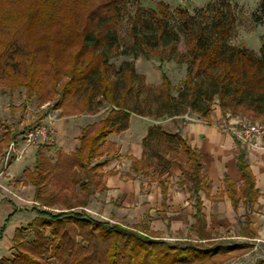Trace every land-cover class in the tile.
Returning a JSON list of instances; mask_svg holds the SVG:
<instances>
[{"label":"trees","instance_id":"obj_1","mask_svg":"<svg viewBox=\"0 0 264 264\" xmlns=\"http://www.w3.org/2000/svg\"><path fill=\"white\" fill-rule=\"evenodd\" d=\"M126 4L127 0H0V86L24 88L21 107L33 99L38 108L54 100L62 116L100 113L98 121L80 128L75 150L58 149L54 157L42 147L37 152L26 182L34 186V199L39 202L35 210L41 216L28 227L37 229L40 224L52 240L43 241L39 229L34 245L25 248L18 237L28 227H18L12 239L17 255L3 256L0 264H48L43 257L49 250L59 264H204L220 251L234 248L168 244L155 239L158 233L147 224L126 227L77 209L87 206L94 191L105 190L103 167L117 155L116 149L111 154L107 137L127 129L133 113L159 120L192 112L210 120L217 102L224 113H240L250 121L264 118V43L257 54L230 42L234 16L229 2L227 9L209 5L194 14L156 2L136 14L129 47L123 46L118 33ZM254 20L264 24V0ZM182 39L183 52L179 50ZM140 54L159 58L161 63L175 59L185 64L182 83L174 85L165 72L161 83H149L133 60L119 64L115 60ZM13 138L7 130L0 153ZM142 143L143 156L133 159V167L159 183L169 174L177 153L186 152L188 162L181 165L180 182L195 196L196 220L191 228L199 239L210 240L212 232L199 196L210 181L203 172L200 150L161 123L149 126ZM240 169L246 183L243 192H253V200L257 193L252 173L243 160ZM228 186L237 205L235 186ZM60 198L61 210L44 207H53ZM68 219L104 240V254L98 249L91 255L76 253V239L66 235ZM257 264H264V259Z\"/></svg>","mask_w":264,"mask_h":264},{"label":"crops","instance_id":"obj_2","mask_svg":"<svg viewBox=\"0 0 264 264\" xmlns=\"http://www.w3.org/2000/svg\"><path fill=\"white\" fill-rule=\"evenodd\" d=\"M187 114L188 116L182 115L158 120L133 113L127 129L110 134L107 140L112 144L111 154L116 149L117 155L103 167L106 173L104 177L106 188L104 191H97L96 195H92V199L95 200L94 204L98 208L99 204H101V208L108 206L110 219L116 217L118 222H134V225L144 221L145 224H149L148 226L152 230H164L166 228L165 222L175 221L179 224L183 221L192 223L196 220V208L195 211L192 209L195 207V196L186 184L180 182L182 178L181 165L188 162L186 152L179 151L177 153L169 174L164 176L163 183H159L151 175L138 172L133 167V159H140L143 156L144 147L142 142L149 126L161 123L170 131L179 132L190 146L198 148L202 154L203 172L210 181L208 190L199 191L203 214L205 215V206L208 204L215 205L217 208L224 207L234 214H237L240 208L244 207V215L240 216V219L245 218L248 224L242 235L254 237L259 226L256 223L260 221L264 223L263 140L259 139V143L262 144L259 146L247 145L238 141L230 131L222 129L221 124L225 118V113L219 105H214L210 120H204L192 112ZM83 116L81 115L82 118ZM85 116L90 115L86 114ZM71 117V115L60 116L55 122L58 130L57 139L59 142L63 140L62 144L57 145L56 148L65 152L75 150L79 143L78 138L73 140V135L70 134L76 128L74 119ZM94 121L96 120L86 122L83 126ZM65 128L67 132L64 131ZM64 132H66L65 138L62 137ZM12 141L16 142L18 149L23 148L24 141L22 139L15 140L13 138L10 142ZM72 144H74V148H72ZM41 147V150L44 151L43 144L26 147L25 154L21 159H12L9 162L4 177H1L0 173V182L3 184H6L5 180L12 183L20 182L18 188L21 187L33 192V184L26 182V172L34 169L36 154ZM2 152L0 153L1 165L3 161L5 162L4 157L2 158ZM240 160L246 162L254 179L253 190L257 194L253 200L251 199L253 192H243L246 183L240 169ZM230 183H233L236 189L237 205H234V196L231 195L228 188ZM185 191H189V195H186ZM0 200H2L1 193ZM8 204L14 205V202ZM90 205H92V202ZM1 207H6V205L0 204V211L3 210L2 215L0 214L3 217L0 228L5 224L7 216H11L12 219L17 216V212L14 210L9 211ZM28 213L26 219L28 221H32L38 216L35 209ZM12 219L7 220L9 222L6 223L0 238V249L2 250L11 248L8 243L12 241L16 229L21 227L20 223H23L21 219L12 224ZM180 227L182 226L177 225L176 228L179 229ZM262 227L264 228V224ZM3 254H0V259Z\"/></svg>","mask_w":264,"mask_h":264},{"label":"rangeland","instance_id":"obj_3","mask_svg":"<svg viewBox=\"0 0 264 264\" xmlns=\"http://www.w3.org/2000/svg\"><path fill=\"white\" fill-rule=\"evenodd\" d=\"M163 1L169 4L172 11H176L178 8H186L192 14L196 13V9L199 7H206V6H222L227 9V3H230L233 12V32L230 37V42L236 46L244 47L254 53H259L262 44L264 43V24H260L255 22L254 20V13L258 10L259 3L261 0H127L126 4V13L123 17L122 21L118 25V33L120 35L121 43L124 47H129L134 39L131 34V27L134 23V18L137 13H143L147 8L150 6L155 5L156 2ZM179 50L181 52L184 51V40H181ZM129 59L134 61V65L136 70L143 74L146 78V81L153 84H159L163 80V72L167 74V76L171 79L174 85H180L185 77V64L176 61L175 59L172 60H164L161 63L159 58L153 56H145L143 54L133 56V55H124L118 57L116 62L119 64L122 60ZM160 64H162V68H160ZM25 100V89L18 88V89H8L2 88L0 86V140L3 139L6 131H11L14 135L15 140L22 139V135L24 132L28 131L30 128L43 124L47 121V113L52 112L54 113L55 120H54V127L56 129V134L54 138L50 141H38L37 143L33 144H43L44 145V152L51 157H54L56 151L58 150L56 146H60L62 143L59 142L57 139L58 137V130L55 126V122L59 119L60 116V109L55 107L54 100H48L44 103L41 107L38 108V104L36 99L29 101L26 107H21V103ZM214 105H219L217 102ZM220 106V105H219ZM214 108V106H213ZM221 108V107H220ZM42 110V112H40ZM188 113V112H187ZM185 113L183 115L188 116ZM86 114L90 116H85ZM232 114L233 116L241 115L240 113H231L226 112L225 118L222 121L221 128L227 130V126L232 123L231 117L229 116ZM83 116V118L81 117ZM231 115V116H232ZM65 116V115H64ZM70 116V115H68ZM229 116V117H228ZM232 116V117H233ZM242 116V115H241ZM73 121L75 122L76 128L73 129L70 134L73 135L74 138L77 139L79 134L80 127L83 126L86 122L96 120L98 121L100 118V113L96 114H89V113H82L77 114L76 116H72ZM235 117H233L234 119ZM263 119H258L256 121H262ZM80 121V123H79ZM67 128V127H66ZM64 131L67 132V129ZM66 132L63 133L65 138ZM69 134V135H70ZM71 138V137H70ZM63 139V138H62ZM23 140V139H22ZM264 142V138H262ZM24 141V140H23ZM11 143V142H10ZM16 145V142H14ZM23 148L18 149L17 146L15 150H11L9 156L7 157V151L9 150V145H6L3 148L2 158L4 157L5 162L0 164V173L1 177H4V173L7 170V166L12 159L19 160L25 154L26 147H31L33 145H26L23 142ZM262 145V144H260ZM264 145V143H263ZM77 147V146H76ZM72 148H74V144H72ZM69 151V150H66ZM20 154V158L16 159V154ZM102 158H98L97 160H101ZM3 160V159H2ZM7 177V176H6ZM6 184L0 182V193L2 200H0V204L6 205V207H1L2 209L5 208L9 211L14 210L17 212V216L11 218V216H7V220L12 219V224L18 222L22 219L23 223H20L21 227L29 225L31 221L26 220L27 215H29V211L35 209L38 206L39 202L34 199V192L35 189L32 191L18 188L20 186V182L12 183L9 180H5ZM54 185L52 184L51 187ZM97 191H94L88 198L87 206L78 207V210H85V212L101 221H109L111 223H120L126 227H132L134 222L127 223L126 221L118 222L116 221V217L110 219L109 216V207L101 208V204H99V208L96 207L94 204L93 196L96 195ZM100 192V191H99ZM189 191H185L186 195H189ZM93 195V196H92ZM63 198L56 200L53 207H46L53 211H59L62 208V201ZM13 203L14 205H9L8 203ZM92 202V205H90ZM95 205V206H94ZM195 211V207H193ZM68 210V209H67ZM3 210L0 211V214ZM245 208H240L237 214L231 213L230 210L225 209L224 207L217 208L215 205L208 204L205 206V216L207 226L211 229L212 238L209 240L199 239L196 233L192 230L191 226L194 222H180L179 224L175 221L165 222L166 228L164 230H152L157 232L158 236H155V239H160L166 241L168 244L174 245H196V246H224L230 247L233 246L234 248L227 251L226 253H221V251L212 257V259L206 260L204 264H257L258 260L264 259V228L262 225V221L257 222L258 229L256 230L254 237H245L242 235L243 230L246 228L245 218L242 220L240 216L244 215ZM2 215V214H1ZM39 215V214H38ZM41 216V215H39ZM11 218V219H9ZM5 220V219H4ZM5 220V224L7 222ZM146 220H148L146 218ZM3 222V217L0 216V225ZM137 225L145 224L144 221L141 223H136ZM147 225H149L147 223ZM177 225L182 226L179 229L176 228ZM43 231L41 234L45 235V237L41 238L44 240L51 241L50 237L46 235L49 234V231L43 228L40 224L38 228L35 229L34 227H28L24 229L20 237H18V241L23 238L24 242L21 243V246L32 247L33 240L35 233L38 231ZM64 229V228H63ZM67 234L70 236V239H76L77 246H76V253L82 255H91L93 251L98 249V252L104 254L106 249V242L101 238L96 237L94 231H90L89 227H81L78 224L74 223L72 220L68 219V226H67ZM40 234V233H39ZM11 248H6L4 250L0 249V254L4 253L3 256L13 257L16 256V249L13 247V241L8 243ZM44 261L48 264H59L56 258L52 257L50 250L44 253Z\"/></svg>","mask_w":264,"mask_h":264},{"label":"built area","instance_id":"obj_4","mask_svg":"<svg viewBox=\"0 0 264 264\" xmlns=\"http://www.w3.org/2000/svg\"><path fill=\"white\" fill-rule=\"evenodd\" d=\"M230 114V119L232 123L227 126V130L230 131L238 141L251 145L259 146V139L264 138V120L262 121H250L247 117L237 115L233 116ZM228 116V117H229ZM53 111L47 113V121L43 124L36 125L30 128L28 131L23 133L22 139L26 145H33L38 141H50L54 138L56 134V129L54 127L55 120ZM16 145L12 141L9 145V150L7 151V157L9 156L11 150H15ZM16 159L20 158V154H16Z\"/></svg>","mask_w":264,"mask_h":264}]
</instances>
